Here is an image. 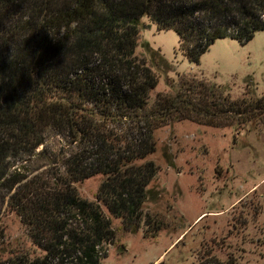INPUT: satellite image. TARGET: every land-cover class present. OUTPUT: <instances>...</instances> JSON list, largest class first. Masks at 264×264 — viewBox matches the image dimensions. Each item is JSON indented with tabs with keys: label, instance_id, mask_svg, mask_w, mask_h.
<instances>
[{
	"label": "trees",
	"instance_id": "obj_1",
	"mask_svg": "<svg viewBox=\"0 0 264 264\" xmlns=\"http://www.w3.org/2000/svg\"><path fill=\"white\" fill-rule=\"evenodd\" d=\"M144 17L175 31L181 51L198 63L218 39L247 43L264 31V0H0V190L45 252L31 264H99V247L116 235L110 217L132 233L143 224L149 238L166 227L157 214L143 213L157 198L148 186L159 168L138 162L155 152L154 133L169 116L214 127L264 118V97L231 100L187 74L148 107L157 77L136 56ZM49 131L63 134L69 148L53 182L10 173V159L48 155ZM95 175L104 180L90 201L74 185ZM256 191L234 229L246 231L248 219L263 214ZM239 261L214 255L199 264Z\"/></svg>",
	"mask_w": 264,
	"mask_h": 264
},
{
	"label": "rangeland",
	"instance_id": "obj_2",
	"mask_svg": "<svg viewBox=\"0 0 264 264\" xmlns=\"http://www.w3.org/2000/svg\"><path fill=\"white\" fill-rule=\"evenodd\" d=\"M136 56L157 77V86L148 93V107L154 106L158 97L169 96V84L180 82L183 74L222 88L231 100L264 97V31L247 43L218 39L195 63L181 51L175 31L159 30L144 17ZM169 118L171 121L154 133L155 152L138 162L151 160L159 168L148 186L157 198L143 204V213L157 214L166 227L149 238L143 224L132 233L123 227L122 220L110 217L116 235L113 242L99 247V264H157L162 260L199 264L205 257L216 255L224 260L228 254L240 258V264H264V258H259L264 211L257 220L248 219L246 231L234 229L254 190V200L264 208V118L244 127H214ZM45 144V158L36 154L10 159V173L28 178L41 174L53 182L52 176L63 170L59 157L64 147L69 151L68 139L49 131ZM103 180L102 175H95L74 186L81 197L94 201ZM9 196L0 190V264L40 262L45 252L32 243L27 227L10 209ZM45 264L81 263L65 260Z\"/></svg>",
	"mask_w": 264,
	"mask_h": 264
},
{
	"label": "crops",
	"instance_id": "obj_3",
	"mask_svg": "<svg viewBox=\"0 0 264 264\" xmlns=\"http://www.w3.org/2000/svg\"><path fill=\"white\" fill-rule=\"evenodd\" d=\"M198 218H199V217H198ZM159 260H160V258H159V259H157V260L155 261V263H156V262H158Z\"/></svg>",
	"mask_w": 264,
	"mask_h": 264
}]
</instances>
